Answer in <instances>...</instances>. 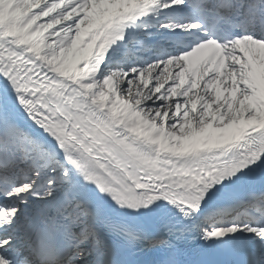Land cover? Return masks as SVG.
<instances>
[{
    "label": "snow or ice",
    "instance_id": "obj_1",
    "mask_svg": "<svg viewBox=\"0 0 264 264\" xmlns=\"http://www.w3.org/2000/svg\"><path fill=\"white\" fill-rule=\"evenodd\" d=\"M0 264H264V0H0Z\"/></svg>",
    "mask_w": 264,
    "mask_h": 264
}]
</instances>
